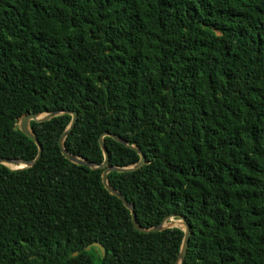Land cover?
<instances>
[{
  "label": "trees",
  "instance_id": "trees-1",
  "mask_svg": "<svg viewBox=\"0 0 264 264\" xmlns=\"http://www.w3.org/2000/svg\"><path fill=\"white\" fill-rule=\"evenodd\" d=\"M64 111L68 154L141 152L108 184L140 228L186 220L180 264H264V0H0V157L32 161L19 118ZM70 120L30 121L38 161L0 165V264H175L181 228L136 231L104 169L62 155Z\"/></svg>",
  "mask_w": 264,
  "mask_h": 264
},
{
  "label": "water",
  "instance_id": "water-1",
  "mask_svg": "<svg viewBox=\"0 0 264 264\" xmlns=\"http://www.w3.org/2000/svg\"><path fill=\"white\" fill-rule=\"evenodd\" d=\"M61 114H69L71 116V120H70L67 128L62 133V135L60 136V138L58 139V142H57L58 143V147H59L62 155L67 160H69L70 162H72L74 164H80V165H84V166H87V167H90V168H102V169H104L103 172H102V177H101L102 184L104 185L105 189L110 194L116 196L121 201V203L124 205V207H126L130 211L131 222H132L133 228L136 231H139V232H142V233H148V232L161 231L164 228H167V227H164V225H163L164 222L166 220L170 219V218H173V217L165 218L162 221V223L159 226H157V227H154V228H151V229L140 228L138 223H137V221H136V216H135V213H134L133 205H131L121 193H119L118 191H116L115 189L110 187L109 184H108L107 175L111 171L125 172V171H130V170H136V169L140 168L144 164V156L141 154V152L138 149H136V151L140 154L139 162L137 164H135L134 166L127 167V168L109 167L108 166V153H107L106 148H105L104 143H103V137L104 136H110L111 138H113V139H115V140H117V141H119L121 143H124V144L126 143L124 140L120 139L118 136H116L114 134L103 133L98 139L100 148H101V150L103 152V155H104L103 163L100 164V165L96 166V165H94L92 163H89V162H87V161H85V160H83L81 158H78V157H75L73 155H70V154H68L65 151V149L63 147V142H64V139L69 134V132L73 129V127L76 124V121H77V113L76 112L64 111V112H49V113H43V114L27 113L25 115H22L19 118V120H18V128L26 137L31 139L37 145V147H38L37 156L32 161H24V160H20V159L0 157V165H4V166L8 167L11 170H18V169H24V168H27V167H31L34 163H36L38 161V159L40 158V156H41L42 147H41L40 143L38 142L36 136L32 132V130L30 129V121L42 122V121L51 119V118L56 117V116L61 115ZM40 116H42V117H40ZM8 164L18 166V168H10L8 166ZM179 220L181 222V225H182L181 230L184 232V235H183V239H182L180 253L178 255V260H177V262L175 264H180L183 261V259L185 257V254H186L187 247H188L189 237H190V228H189L186 220L183 217H180ZM91 246L92 247H97L100 250L102 257L105 256V249H104V247L101 244L92 243ZM89 249H90V246L85 247L86 251L89 250ZM75 255H77V252L73 253V256H75Z\"/></svg>",
  "mask_w": 264,
  "mask_h": 264
},
{
  "label": "rangeland",
  "instance_id": "rangeland-1",
  "mask_svg": "<svg viewBox=\"0 0 264 264\" xmlns=\"http://www.w3.org/2000/svg\"><path fill=\"white\" fill-rule=\"evenodd\" d=\"M8 166L10 168H18V166H15V165L9 164ZM177 222H180V220L170 218V219L166 220L163 225H164V227H167V228H171V227L182 228L181 222H180V224L179 223L177 224Z\"/></svg>",
  "mask_w": 264,
  "mask_h": 264
},
{
  "label": "bare ground",
  "instance_id": "bare-ground-1",
  "mask_svg": "<svg viewBox=\"0 0 264 264\" xmlns=\"http://www.w3.org/2000/svg\"><path fill=\"white\" fill-rule=\"evenodd\" d=\"M40 117H42V116H40ZM8 165H9V164H8ZM178 223L180 224V222H177V224H178Z\"/></svg>",
  "mask_w": 264,
  "mask_h": 264
}]
</instances>
